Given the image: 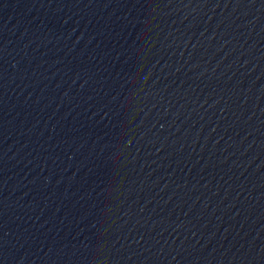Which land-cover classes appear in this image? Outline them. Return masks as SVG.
Masks as SVG:
<instances>
[{
  "label": "water",
  "instance_id": "water-1",
  "mask_svg": "<svg viewBox=\"0 0 264 264\" xmlns=\"http://www.w3.org/2000/svg\"><path fill=\"white\" fill-rule=\"evenodd\" d=\"M262 134L264 0H0V241Z\"/></svg>",
  "mask_w": 264,
  "mask_h": 264
}]
</instances>
